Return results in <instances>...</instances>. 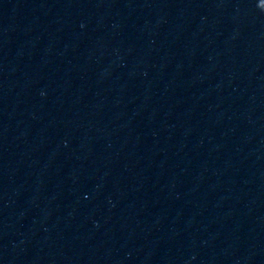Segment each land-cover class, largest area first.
<instances>
[{
    "label": "water",
    "instance_id": "obj_1",
    "mask_svg": "<svg viewBox=\"0 0 264 264\" xmlns=\"http://www.w3.org/2000/svg\"><path fill=\"white\" fill-rule=\"evenodd\" d=\"M0 264H264V0L0 37Z\"/></svg>",
    "mask_w": 264,
    "mask_h": 264
}]
</instances>
